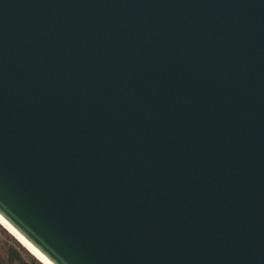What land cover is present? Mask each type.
I'll return each instance as SVG.
<instances>
[{"label": "water", "instance_id": "water-1", "mask_svg": "<svg viewBox=\"0 0 264 264\" xmlns=\"http://www.w3.org/2000/svg\"><path fill=\"white\" fill-rule=\"evenodd\" d=\"M0 214L54 264H264V0H0Z\"/></svg>", "mask_w": 264, "mask_h": 264}, {"label": "trees", "instance_id": "trees-1", "mask_svg": "<svg viewBox=\"0 0 264 264\" xmlns=\"http://www.w3.org/2000/svg\"><path fill=\"white\" fill-rule=\"evenodd\" d=\"M0 264H45L0 222Z\"/></svg>", "mask_w": 264, "mask_h": 264}, {"label": "bare ground", "instance_id": "bare-ground-1", "mask_svg": "<svg viewBox=\"0 0 264 264\" xmlns=\"http://www.w3.org/2000/svg\"><path fill=\"white\" fill-rule=\"evenodd\" d=\"M0 222L7 229H9L31 252H33L45 264H54L30 241H28L21 233H19L1 214H0Z\"/></svg>", "mask_w": 264, "mask_h": 264}]
</instances>
